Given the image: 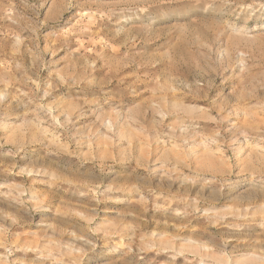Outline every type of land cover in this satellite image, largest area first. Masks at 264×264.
Wrapping results in <instances>:
<instances>
[{
  "label": "rangeland",
  "instance_id": "obj_1",
  "mask_svg": "<svg viewBox=\"0 0 264 264\" xmlns=\"http://www.w3.org/2000/svg\"><path fill=\"white\" fill-rule=\"evenodd\" d=\"M263 223L264 0H0V264H264Z\"/></svg>",
  "mask_w": 264,
  "mask_h": 264
},
{
  "label": "bare ground",
  "instance_id": "obj_2",
  "mask_svg": "<svg viewBox=\"0 0 264 264\" xmlns=\"http://www.w3.org/2000/svg\"><path fill=\"white\" fill-rule=\"evenodd\" d=\"M200 144H202V143H200ZM204 144H205V142H204ZM240 146V145H239ZM247 146V145H246ZM201 147H202V145H201ZM256 148L257 147H259V146H255ZM204 148H206V147H204ZM207 149V148H206ZM258 149V148H257ZM205 150V149H204ZM243 150H242V147H239L238 149H237V151L235 152L236 153V157H237V159H239V157H241L242 156V154H243V152H242ZM206 153L207 152H205V153H203V155H202V158H201V160L200 161H202V162H199V163H201V164H204L205 162H206ZM204 157V158H203ZM31 173V172H30ZM264 224V223H263ZM264 228V227H263Z\"/></svg>",
  "mask_w": 264,
  "mask_h": 264
}]
</instances>
